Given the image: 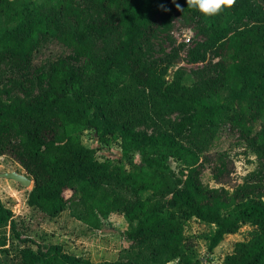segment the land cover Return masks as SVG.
Segmentation results:
<instances>
[{"label":"trees","instance_id":"trees-1","mask_svg":"<svg viewBox=\"0 0 264 264\" xmlns=\"http://www.w3.org/2000/svg\"><path fill=\"white\" fill-rule=\"evenodd\" d=\"M178 13L199 21L189 61L210 63L212 74L203 81L187 84L180 71L167 79L169 64L147 54L155 35L170 36ZM114 35L113 47L101 39ZM3 60L15 62L19 72L1 77L17 95L0 101V155H13L32 174L30 203L57 216L80 193L82 219L97 228L102 218L124 213L134 255L95 262L53 244L46 251L23 248L20 264H200L188 250L191 218L214 226L210 249L253 225L225 264H264L263 186L226 189L236 161L220 150L202 157L182 136L230 124L264 157L262 5L236 0L206 16L186 0H0ZM134 106L148 121L175 113L179 120L155 131L140 128ZM89 129L118 133L119 163L100 160L83 143ZM173 160L181 163L179 170ZM207 168L222 187L203 182ZM13 215L0 199V228ZM0 264L18 263L6 257Z\"/></svg>","mask_w":264,"mask_h":264},{"label":"rangeland","instance_id":"rangeland-1","mask_svg":"<svg viewBox=\"0 0 264 264\" xmlns=\"http://www.w3.org/2000/svg\"><path fill=\"white\" fill-rule=\"evenodd\" d=\"M250 1L262 5L264 9L263 0ZM93 12L97 16V10L93 9ZM173 24L170 36L161 32L152 38L147 54L152 58H161L164 64H169L167 79H174L176 72L180 71L183 81L187 84L203 81L212 74L209 69L210 63L189 61L191 58L189 50L195 47L196 40L200 38L199 21L188 14L178 13L175 15ZM188 38L190 40H187ZM101 39L109 47L116 44V35ZM18 70V66L11 60L0 62V101L8 102L11 97L17 95L14 90L11 91L4 84L1 77L11 72H19ZM134 113H138L136 121L138 126L151 131L167 128L170 122L179 120L177 113L165 115L164 118L155 116L152 121L141 117L137 107ZM114 116L121 118L118 114ZM21 125L23 129H26L28 123L22 121ZM117 134L89 129L82 134V141L97 150L100 160L110 158L114 163H119L122 148L121 139ZM204 134L196 137L188 131L182 136L200 150L202 157L209 150H220L227 152L236 161L237 171L233 184L223 187L232 191L237 184L249 186L260 184L264 188V157L258 145L250 143L240 130L230 124L216 125ZM135 159L139 160L138 155H135ZM172 164L176 170L181 167L178 160H173ZM8 171H17L33 180L32 174L13 155H0V174ZM202 180L210 187H222L212 179L208 168L203 172ZM33 186L34 180L30 186H27L19 181L0 176V199L14 213L12 221L0 228V261L8 257L20 264L23 248L30 247L46 251L53 244H60L65 251L95 262L124 261L134 256L128 251L131 242L127 237L129 223L124 213H112L109 217L102 218L100 227H93L82 219L83 200L78 193L79 197L70 201L59 215L50 216L30 203ZM123 193L130 195L127 190H123ZM66 195L70 197L72 191L67 190ZM169 197L170 195L167 198ZM213 228L214 226L196 218L186 221L185 232L190 242L189 254L200 264H225L226 256L233 252L236 243L248 239L255 231L253 225L246 224L238 232L226 235L217 247L210 249L208 235ZM166 264L180 263L178 260H173Z\"/></svg>","mask_w":264,"mask_h":264},{"label":"clouds","instance_id":"clouds-1","mask_svg":"<svg viewBox=\"0 0 264 264\" xmlns=\"http://www.w3.org/2000/svg\"><path fill=\"white\" fill-rule=\"evenodd\" d=\"M188 6L198 8L206 16L220 13L225 7L231 8L236 0H186Z\"/></svg>","mask_w":264,"mask_h":264},{"label":"water","instance_id":"water-1","mask_svg":"<svg viewBox=\"0 0 264 264\" xmlns=\"http://www.w3.org/2000/svg\"><path fill=\"white\" fill-rule=\"evenodd\" d=\"M0 176L19 181L22 184L27 185V186H30L33 182V180L30 177H28L24 174H21L17 171L3 172L0 174Z\"/></svg>","mask_w":264,"mask_h":264},{"label":"built area","instance_id":"built-area-1","mask_svg":"<svg viewBox=\"0 0 264 264\" xmlns=\"http://www.w3.org/2000/svg\"><path fill=\"white\" fill-rule=\"evenodd\" d=\"M187 40H190V38H188Z\"/></svg>","mask_w":264,"mask_h":264}]
</instances>
